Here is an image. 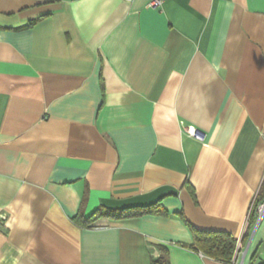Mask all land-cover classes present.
I'll use <instances>...</instances> for the list:
<instances>
[{
    "label": "crops",
    "instance_id": "0c3cea01",
    "mask_svg": "<svg viewBox=\"0 0 264 264\" xmlns=\"http://www.w3.org/2000/svg\"><path fill=\"white\" fill-rule=\"evenodd\" d=\"M148 4L0 0V264L264 259V0Z\"/></svg>",
    "mask_w": 264,
    "mask_h": 264
},
{
    "label": "trees",
    "instance_id": "16d2710c",
    "mask_svg": "<svg viewBox=\"0 0 264 264\" xmlns=\"http://www.w3.org/2000/svg\"><path fill=\"white\" fill-rule=\"evenodd\" d=\"M32 25L33 23L29 24L27 27L30 28ZM153 211L154 209H152V207L147 210L148 213H154ZM114 213L115 212L113 211L100 208L88 218H84L82 212L79 211L78 215L73 219V222L84 228L88 227L97 219L102 218L103 216H110ZM127 217H135V215L126 216L125 218ZM250 221L251 225L247 227L240 241L236 240L232 235L227 233L193 230V248L204 256L217 262L222 264H233L238 250H240L241 246H243L248 240L249 231L251 230V226L255 220L251 217ZM252 260H254V257ZM151 264H169L167 253L162 249L159 257L151 259ZM257 264H264V259Z\"/></svg>",
    "mask_w": 264,
    "mask_h": 264
},
{
    "label": "built area",
    "instance_id": "2783aa9c",
    "mask_svg": "<svg viewBox=\"0 0 264 264\" xmlns=\"http://www.w3.org/2000/svg\"><path fill=\"white\" fill-rule=\"evenodd\" d=\"M162 3H163V0H149L148 6L152 9H157L162 5ZM179 124H180L181 131H182L184 136L191 138V139H195L197 141H203V135L201 133H199L198 131H196V129H194L192 127H186L182 122H180ZM253 205H254V201L251 205V209H252ZM251 209L249 210V214H250ZM255 212H256V218H257V223H258L259 220L261 219L263 213H264V201L262 203L256 205ZM2 220H4V217L0 216V221H2ZM238 241H240V239ZM240 251L241 250H238L236 256L239 253L241 254Z\"/></svg>",
    "mask_w": 264,
    "mask_h": 264
}]
</instances>
